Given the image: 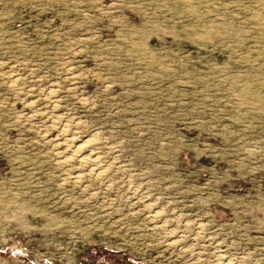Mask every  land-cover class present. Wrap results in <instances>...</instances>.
<instances>
[{"label": "rangeland", "instance_id": "obj_1", "mask_svg": "<svg viewBox=\"0 0 264 264\" xmlns=\"http://www.w3.org/2000/svg\"><path fill=\"white\" fill-rule=\"evenodd\" d=\"M0 264H264V0H0Z\"/></svg>", "mask_w": 264, "mask_h": 264}, {"label": "bare ground", "instance_id": "obj_2", "mask_svg": "<svg viewBox=\"0 0 264 264\" xmlns=\"http://www.w3.org/2000/svg\"><path fill=\"white\" fill-rule=\"evenodd\" d=\"M76 142L77 141H75L74 139H72V141H71V146H72V144H74L75 146H76ZM87 142H90V141H87ZM83 146H84V144H83ZM76 149H77V151L78 152H82V145H78V146H76ZM81 154V153H80ZM85 155V154H84ZM82 158V160H90L91 158H92V156H91V154L90 155H87V156H82L81 157ZM81 160V159H80ZM100 172V171H99ZM79 178V177H78Z\"/></svg>", "mask_w": 264, "mask_h": 264}]
</instances>
